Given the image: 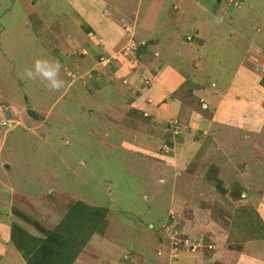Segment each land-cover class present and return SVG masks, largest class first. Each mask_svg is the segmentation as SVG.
<instances>
[{"label": "rangeland", "instance_id": "rangeland-1", "mask_svg": "<svg viewBox=\"0 0 264 264\" xmlns=\"http://www.w3.org/2000/svg\"><path fill=\"white\" fill-rule=\"evenodd\" d=\"M146 1L139 0L134 5L142 8L143 5H148ZM170 1L173 0H167ZM187 1H190V4L183 2L180 5L179 1L176 2V6L171 9V15L176 18L183 12L184 18L188 11L198 7L200 17L209 20L211 33L203 50L198 52L199 61L196 62L198 58L191 55L194 54L191 52L196 51L194 41L190 45L193 47L192 50L181 51L191 56L182 57L186 76L185 83L179 90L189 92L190 88L198 86L197 83L213 88L220 85V80L230 79L236 62L240 61L241 53L225 56L228 41L224 33L237 28L233 24L234 18L241 27L240 31L243 30V20L254 26L262 25L264 0H232L236 3L230 0ZM129 13L130 20H122L121 30L126 39L128 35L130 40L136 26L138 24L141 26L142 20L140 21L139 12L136 15L131 11ZM39 16L43 20L38 19ZM76 16L81 18L68 0H0V104L5 107V111L11 113L10 118L5 114L9 122L0 125V264H19L16 259L17 252L10 242L12 240L9 241L14 225L30 230L28 241L38 244L45 234L36 226L35 229L28 225L24 226L22 221L34 219L40 223L41 228L50 230L60 226L61 219L77 200L107 209L104 232L102 234L95 232L89 239L95 237L93 244L101 246L104 243V246L112 251L115 249L114 245L122 244H131L134 249L142 248V245L134 242V238L128 239L133 233L131 230L142 225L147 228L149 219H156L158 222L163 219L164 200L168 192L166 188L170 187L168 183L173 180L170 181L169 178L172 179L175 172L173 170L172 174V170L167 171L164 163L172 159L175 154L174 148L161 142L160 144L143 142L144 151H141L137 149L142 147L138 145L141 142L135 137H133L135 142H129V146H124V143L116 142L119 137L116 133L112 134L114 126H111L110 122L117 119L118 113L121 114V118L127 119L132 116L129 113L134 108L125 109L118 105H128L136 100L139 94L137 91L141 86L136 81H130L122 71L116 73L122 65L120 61L131 65L136 63L135 68L141 70L148 69L149 80L142 77L144 80L142 79L141 84L144 88L152 86L153 83L163 82L174 87L171 75L176 69L173 66L179 63L167 61L171 73L168 70L165 76H162L160 63L162 60V63H165V58L163 55L160 56L158 47L151 51L147 45L136 43L128 46V49L121 50L122 60H116L110 54L100 57L104 53L100 51V55L98 54L101 49L96 48L99 46L94 44L97 42L95 37L93 36L95 40H91L86 36L91 27L81 19L78 23ZM75 19L77 26L82 21L77 30H73ZM214 25L222 26L223 30H216L218 28H213ZM192 38L193 35H187L185 39L190 43ZM247 38L244 39L253 48L247 50L249 53L243 57L242 66L250 59L254 64L250 63V66H254V71L263 76L264 44H256L251 42L249 36ZM180 41H184L183 38H180ZM187 41L184 45L188 43ZM37 58L60 60L63 65L60 77L67 84L59 92L50 91L39 80L32 81L24 77V69L32 67ZM248 71L254 74L249 68ZM259 75L255 73L253 77L260 78ZM147 99L151 101V95ZM227 101L232 102L230 95L222 99L223 105ZM105 104L114 108L115 112L102 111ZM137 106V109L142 107ZM28 109L33 110L42 119L29 116ZM182 124L183 122L176 117L166 120V127L170 129L167 138L170 141L174 142L171 137L185 133V125ZM124 137L126 140L131 138L122 135L120 136L122 142ZM197 162H190L189 167L195 165L196 169L201 171V176L210 179L208 182L211 184L220 180L223 188L227 182L226 175H229L226 173L228 166L224 165L230 163L229 158H217L216 162L221 164L216 166L198 165ZM251 171L249 183H252L251 186H254L257 195L260 193L259 189L264 186V172H259L256 167ZM166 174L169 178L165 183ZM231 176L234 177L233 174ZM173 184L175 183L171 186ZM230 193L234 195L232 188ZM224 198L216 204L212 201L211 206L204 211L209 212V216L213 212H218V218L224 221L221 224L222 228L229 232L235 209L245 205H241L239 199L230 202ZM261 212L264 213V207ZM183 216L185 217V212ZM178 219L181 218L174 219L175 227ZM182 219L179 223L183 221ZM67 230L72 231L70 228ZM174 230L171 228L172 238L169 239L173 250L175 246L181 247L180 243L176 242L182 240ZM200 232L203 236L195 238L196 242L187 236L192 243L198 244L197 247L212 245L213 249L227 248V238L219 240L205 230ZM137 240L138 243L144 240L146 245L151 242L150 249L143 248L144 254L140 253L151 264L150 261L156 259L158 243L155 238L148 241L147 238ZM6 241H9V247L6 246ZM187 244L188 242H184L183 247H188ZM255 253L260 257L261 252L256 248L253 251L246 250L244 257L248 259ZM230 257L236 258L237 255ZM243 262L238 256L236 261L231 260L227 263Z\"/></svg>", "mask_w": 264, "mask_h": 264}, {"label": "crops", "instance_id": "crops-1", "mask_svg": "<svg viewBox=\"0 0 264 264\" xmlns=\"http://www.w3.org/2000/svg\"><path fill=\"white\" fill-rule=\"evenodd\" d=\"M68 1L71 6L75 7V11L81 17L80 19L91 27L86 36H89L91 40L96 39L97 42H94V44L99 46L96 48L101 49L98 54L100 55V51L104 53L100 57L110 54L116 60H120L122 58L121 50L123 48L128 49V46L131 47L133 43H136L143 46L147 45L151 51L158 47L160 56L163 55L165 58V63H162L163 60L160 63L161 70H159L162 71V76H165L168 70L171 73L168 65L169 61L179 63L173 66L176 69L171 75L174 87L163 82L161 84L153 83L152 86L148 85L144 88L141 83L143 78L149 80L148 69L142 68L143 70H141L138 67L135 68L136 63L131 65L128 62L123 63V61H120L122 65L120 69L116 70V73L122 71L130 81H136L141 85V89L139 88L137 91L139 94L136 100L128 105H118L125 109L134 108L129 113L132 116L127 119L125 117L121 118V114L118 113L117 119L110 122V125L114 126V129L111 130L112 134L116 133L119 137L118 141H115L124 143V146H129V142H135V139H138V142H141L138 145H142V147L137 149L141 151H144L143 142L158 144L161 142L174 148L175 154H173L172 159L164 163L167 171L172 170V174L173 170L175 172L172 179L167 174L166 178L163 176L165 183L167 178L170 181L173 180L168 183L170 187L166 188L168 192L164 200L163 219L159 222L156 219H149L147 228L142 225L135 230H131L133 233L128 239L134 238L135 243L143 246L140 249H134L131 244H122L121 246L114 245L115 249L112 251L104 246V243L101 246L97 243L93 244L95 237H92L72 264H149L147 258L141 254H144L143 248L150 249L151 242L148 243L149 245H146L144 240H140L138 243L137 239L140 238H147V241L155 238L158 243L156 259L150 261L151 264H220V262L221 264H228V261H236L238 256L241 262L244 261L242 264H257V262L264 264V239H253L242 243L227 242V248L218 247V249H213L212 245L197 247L198 244L195 245L187 237L190 236V239L196 242V239L203 236L200 231L205 230V232L219 238V240L221 238L226 240L229 232L222 228L221 224L224 221L222 222L218 218V212H213L211 214L213 216H209V212L204 211L209 205L211 206L212 201L216 204L224 197V200L230 202L239 199L238 202L241 205H251L253 212L264 223V213L261 212L264 207V186L259 189L260 193L256 195L254 186L249 183L252 168L256 167L259 172H264V74L262 76L258 74V71H254V66H250V59H247L246 65L242 66L243 57L249 53L247 50L253 48L248 45V41L245 39H248L249 36L251 42L264 44V22H262V25L256 24L254 26L252 23L243 20V30L240 31L241 27L237 25L236 18H234L233 24L238 29L234 28L233 31L230 30L224 33L226 41H228L226 43L228 50L225 56L241 53V57L240 61L236 62V66L230 74V79L220 80V85L213 88L197 83V87L190 88L189 92H186L179 90L181 85L185 83L186 76L182 57L186 58L188 56L182 52L192 50L193 47L190 45L194 41L193 46L196 51L191 52L194 53L191 55L198 58L196 62L199 61L198 52L203 50L207 38L211 35L209 20L206 17H200L198 7H195V10L188 11L184 18L183 12L175 18L171 15V9L176 6V2L179 1L181 5L183 2L190 4V1L147 0L148 5H143L142 8L134 5L139 0ZM102 7L107 10H103ZM129 11L135 15L139 12L140 21L142 20L141 26L138 24L135 33L133 32L130 37L132 43H130L129 36L126 35V39L121 30L123 27L121 25L122 20H130L128 19L130 16ZM261 16L264 21V14ZM76 17L79 23L80 19L78 16ZM38 19L43 20L40 16ZM81 23L78 25L79 27ZM74 25L73 30L79 29L76 19ZM216 27L218 28L216 30H223L220 25H214L213 28ZM184 32H186V35H184ZM187 35H193L190 43L185 39ZM93 36L95 39H93ZM180 38H183L184 41H180ZM185 40L189 45L188 43L184 45ZM183 45L184 48L187 47L184 49ZM248 68L254 71V74L251 73V75ZM255 73L260 78L258 76L253 77ZM149 95H151V101L147 99ZM227 95H230L232 102L227 101L223 105L222 99L226 98ZM137 105H142V107L137 109ZM104 110L115 112L114 108L109 107L108 104L102 106V111ZM170 117L178 118L180 122H183L186 129L185 133L180 136L171 137L174 142L167 138L170 129L166 127V120ZM198 134L200 135L198 136ZM122 135L127 138L131 136L132 139L126 140L124 137L122 142L120 139ZM205 140L207 141L205 142ZM221 157L230 160V163L224 165L228 166L226 173H229L230 176L226 175V180L221 176L223 180L228 182L223 185L226 190L225 194L218 192L214 184L208 182L209 179L203 178L201 171H198L195 165L192 168L189 167V163L194 161H198V165L216 166L221 164L216 162V159ZM232 174L234 177L231 176ZM172 183L175 184L171 186ZM231 188L234 195L230 193ZM183 212H185V217ZM176 218H181L183 221L179 223L181 219H178L179 221H176L177 225L175 227L173 223ZM255 219L253 220L254 223L257 222ZM22 222H24V226L28 225L35 229L27 222ZM171 228L172 231L174 228L175 233L177 232L178 236L182 237L180 242H176L180 243L181 247L175 246L174 250L171 248L172 245L169 241L172 238ZM10 239L11 236L9 241ZM9 241H6L7 245L5 243L7 247H9ZM10 242L13 245L12 248L17 252L16 259H18L19 264H26L19 250L15 248L13 241ZM184 242H188V247H183ZM255 248L261 252L260 257L255 253L246 259L244 252L248 249L253 251ZM231 255L235 257L237 255V257L231 258Z\"/></svg>", "mask_w": 264, "mask_h": 264}, {"label": "trees", "instance_id": "trees-1", "mask_svg": "<svg viewBox=\"0 0 264 264\" xmlns=\"http://www.w3.org/2000/svg\"><path fill=\"white\" fill-rule=\"evenodd\" d=\"M221 185L220 180L214 183L217 191L225 194L226 190ZM17 213L19 214L18 210ZM106 213L107 209L104 207L91 206L77 200L61 219L60 226L50 230L41 228L40 223L34 219L24 220L45 234L38 244L29 242V231L17 225L11 229V240L26 264H71L91 234L104 232ZM254 219L257 220L256 223L253 222ZM230 224L227 242L242 243L264 239V223L253 212L251 205L235 209ZM68 227L71 232L67 230Z\"/></svg>", "mask_w": 264, "mask_h": 264}, {"label": "clouds", "instance_id": "clouds-1", "mask_svg": "<svg viewBox=\"0 0 264 264\" xmlns=\"http://www.w3.org/2000/svg\"><path fill=\"white\" fill-rule=\"evenodd\" d=\"M63 65L56 58H37L32 67L24 69V77L29 80L44 83V86L50 91L59 92L67 82L60 77Z\"/></svg>", "mask_w": 264, "mask_h": 264}, {"label": "built area", "instance_id": "built-area-1", "mask_svg": "<svg viewBox=\"0 0 264 264\" xmlns=\"http://www.w3.org/2000/svg\"><path fill=\"white\" fill-rule=\"evenodd\" d=\"M9 119L5 117V107L0 104V125H6Z\"/></svg>", "mask_w": 264, "mask_h": 264}, {"label": "water", "instance_id": "water-1", "mask_svg": "<svg viewBox=\"0 0 264 264\" xmlns=\"http://www.w3.org/2000/svg\"><path fill=\"white\" fill-rule=\"evenodd\" d=\"M5 114H6V117H8V118L11 117V113L8 110L5 111ZM27 114L29 116H31L32 118H36V119L39 118L40 119V117L33 110H31V109H28L27 110Z\"/></svg>", "mask_w": 264, "mask_h": 264}]
</instances>
